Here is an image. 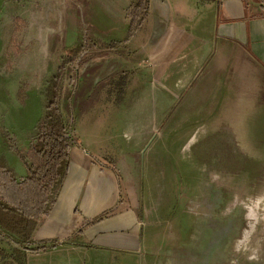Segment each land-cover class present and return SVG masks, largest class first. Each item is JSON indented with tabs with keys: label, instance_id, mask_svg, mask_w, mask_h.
I'll use <instances>...</instances> for the list:
<instances>
[{
	"label": "rangeland",
	"instance_id": "obj_1",
	"mask_svg": "<svg viewBox=\"0 0 264 264\" xmlns=\"http://www.w3.org/2000/svg\"><path fill=\"white\" fill-rule=\"evenodd\" d=\"M69 7L0 0V164L20 178L14 149L37 137L49 83L83 44L62 30ZM88 50L66 68L61 110L89 155L136 183L143 257L119 264H264L260 62L219 41L191 80L159 85L132 51Z\"/></svg>",
	"mask_w": 264,
	"mask_h": 264
},
{
	"label": "crops",
	"instance_id": "obj_2",
	"mask_svg": "<svg viewBox=\"0 0 264 264\" xmlns=\"http://www.w3.org/2000/svg\"><path fill=\"white\" fill-rule=\"evenodd\" d=\"M60 1L70 6L62 30L80 32L85 51H132L159 85L191 80L219 41L238 45L264 67V0H149L148 15L130 39L126 14L137 0ZM139 31L147 35L139 37ZM77 140L51 214L27 244L0 242V264H119L143 257L133 177L118 164L102 167ZM106 212L105 219L90 223Z\"/></svg>",
	"mask_w": 264,
	"mask_h": 264
},
{
	"label": "trees",
	"instance_id": "obj_3",
	"mask_svg": "<svg viewBox=\"0 0 264 264\" xmlns=\"http://www.w3.org/2000/svg\"><path fill=\"white\" fill-rule=\"evenodd\" d=\"M149 12V0H137L127 10L130 28L127 39L134 36ZM116 44L100 45L102 49ZM84 45L70 49L60 62L47 92L45 115L38 125L37 137L25 151L14 149L24 161L27 175L18 177L16 171L0 164V228L11 236L12 242L27 244L51 214L69 172L72 145L65 138L66 121L61 110V93L66 68L79 60ZM106 212L91 221L96 223ZM42 249H33L38 252Z\"/></svg>",
	"mask_w": 264,
	"mask_h": 264
},
{
	"label": "built area",
	"instance_id": "obj_4",
	"mask_svg": "<svg viewBox=\"0 0 264 264\" xmlns=\"http://www.w3.org/2000/svg\"><path fill=\"white\" fill-rule=\"evenodd\" d=\"M72 119H74V116H72ZM72 123H73V120L71 121V124L68 127H66V131L67 129L68 131L65 137L70 140V144L72 145V147H75L77 142H76V137H75V129H73ZM0 242H5V243L12 242L11 236L7 232L3 231L1 228H0Z\"/></svg>",
	"mask_w": 264,
	"mask_h": 264
}]
</instances>
